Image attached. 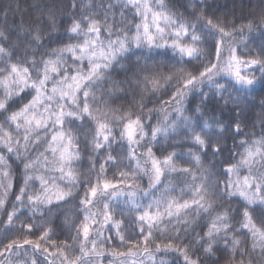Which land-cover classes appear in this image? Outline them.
<instances>
[{
    "label": "snow or ice",
    "instance_id": "1",
    "mask_svg": "<svg viewBox=\"0 0 264 264\" xmlns=\"http://www.w3.org/2000/svg\"><path fill=\"white\" fill-rule=\"evenodd\" d=\"M33 7L15 27L20 5L0 9V264H264V111L258 135L241 126L264 89V0L239 26L207 0H70L63 35L60 4ZM230 89L225 127L204 102Z\"/></svg>",
    "mask_w": 264,
    "mask_h": 264
},
{
    "label": "trees",
    "instance_id": "2",
    "mask_svg": "<svg viewBox=\"0 0 264 264\" xmlns=\"http://www.w3.org/2000/svg\"><path fill=\"white\" fill-rule=\"evenodd\" d=\"M53 0H0V9L3 7L9 5V4H18L20 5L22 12L20 15L16 16L13 18L11 15L8 20V24L10 27H15L16 24L20 23V18L21 16L25 19L28 20L32 18L33 13H35V8L33 7L34 5L40 4H49L52 3ZM57 4L61 5V13L59 16V19L57 20V30L58 34L63 35L64 34V29L67 26V18L72 14V9L69 7L70 0H55ZM87 2V0H85ZM93 2L98 3L99 0H93ZM168 3H175V0H166ZM184 3H190V0H182ZM208 4L212 5L213 7L210 9L208 12L209 15H213L216 17H219L220 19L224 20L227 23L230 22H235L237 23V26L241 23H246V17L249 16L251 12V8L249 7L250 3L254 4L255 0H207ZM178 6V5H177ZM83 10V9H78ZM180 11H183V8L180 9ZM129 19H131V15H129ZM138 22V20H137ZM3 23V19L0 18V24ZM256 38L253 39L252 35L245 34V39L249 42V48H254L257 51L259 50L258 45L260 42V37L258 34H255ZM239 39V37H238ZM57 45L55 43L52 44V47H56ZM190 67V66H189ZM258 74V73H257ZM114 79H122L121 75H118L116 73L113 74ZM221 83H225L227 85V80L226 79H221ZM159 95L163 96V99H167V95L161 92ZM210 95V100L204 102L205 110L208 111L209 113H212L214 111L215 116L218 119H221L225 125V127L231 122V117H232V108L234 105L229 101L227 104L225 103V100L228 99V97L237 95V93L230 89L228 92H225L224 98L221 99L219 96L212 97L211 93ZM249 103L247 104V110L245 112V116L247 117L241 122L242 129L245 133H252L255 132L257 135L260 132V116L262 111L264 109L261 108V101H264V89H261L259 85H257L256 91L252 94L249 95L248 97ZM201 105V98L198 94L193 93L190 94L188 97V101L186 104V107L188 109H194L196 106ZM115 107V105H113ZM149 107H154L158 108L159 104H157L155 101L152 103H149ZM189 115L192 114L191 111L188 112ZM162 116H158L156 113L153 114V123L157 119H159ZM2 119V117H0ZM205 119H208L206 116ZM255 125V127H253ZM225 144L228 147H231L233 144V140L231 139V130L229 129L226 135L225 139ZM83 147V146H82ZM123 151V150H120ZM115 155V153H113ZM83 159L81 162V170L84 172L88 171L89 168V163L87 159V155L82 152L81 153ZM229 156V153L225 152L224 156L220 157V159H224ZM211 158V157H210ZM214 159V158H212ZM109 176H111V169L109 170ZM20 177H21V172L15 170V165H13V192H16L18 190V185L20 184ZM138 183L140 184L141 187H147V177H143L138 180ZM36 190H38V187L36 185H33ZM79 194V193H77ZM11 200V197H10ZM74 205H70L69 207H73ZM54 218L57 213H54ZM21 219H25V217H21ZM5 217L3 212H0V234L4 233L5 230ZM37 222L39 223L40 220L39 218L37 219ZM58 224L63 225V218L61 217L58 221H56ZM199 230V229H197ZM14 234V233H10ZM55 234L56 238L59 241V239H62L66 236L65 233H61L60 228H55ZM125 235L127 236L128 233L125 232ZM161 242V241H158ZM107 247V246H106ZM110 257H102L101 258V264H108V260ZM156 259L157 260H163L165 264H173V261H176V264H179V258L177 255L174 254H163V253H157L156 254Z\"/></svg>",
    "mask_w": 264,
    "mask_h": 264
}]
</instances>
